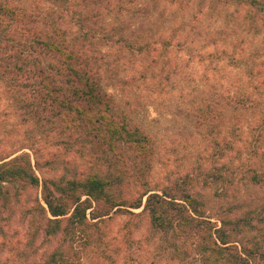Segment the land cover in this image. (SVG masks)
Segmentation results:
<instances>
[{"label": "rangeland", "instance_id": "374dc122", "mask_svg": "<svg viewBox=\"0 0 264 264\" xmlns=\"http://www.w3.org/2000/svg\"><path fill=\"white\" fill-rule=\"evenodd\" d=\"M3 1L25 8L34 3ZM63 5L73 34L80 16L89 44L109 53L102 65H110L102 77L104 90L153 138L155 156L144 174L150 190L196 177L206 216L216 221L231 209L237 219L254 216V226L239 230L237 241L264 247V188L247 181L221 185L208 177L220 171L239 180L247 167L264 168V26L251 30L247 9L209 0H68ZM13 88L0 76V162L26 155L41 179L84 173L85 151L64 146L56 124L29 118ZM205 177L212 184L204 186ZM142 190L134 187L132 196ZM5 215L0 213V264H29L48 251L41 237L27 238L19 216ZM129 219L118 214L97 223L99 234L81 264H176L160 254L144 228L132 232L128 242ZM134 226L141 223L133 218Z\"/></svg>", "mask_w": 264, "mask_h": 264}, {"label": "trees", "instance_id": "16d2710c", "mask_svg": "<svg viewBox=\"0 0 264 264\" xmlns=\"http://www.w3.org/2000/svg\"><path fill=\"white\" fill-rule=\"evenodd\" d=\"M209 1L247 9L251 30L264 26V0ZM33 2L25 8L0 0V76L14 83L29 118L56 124L62 144H75L86 158L84 173L67 179H41L26 155L0 162V213L11 220L19 216L27 238L41 237L47 244L48 251L29 264H81L99 234L97 223L118 214L130 216L128 242L132 232L144 228L170 262L264 264V247L252 249L237 241L239 230L253 227L255 217L237 219L231 209L212 221L206 202L196 195L200 179L186 176L160 191L150 190L144 174L155 156L154 141L104 90L102 77L110 65H102L109 53L89 44L80 16L73 34L62 8L68 0H42L47 10L40 0ZM58 7L62 13L55 12ZM242 176L238 180L212 171L208 177L221 185L247 181L264 188V168L247 167ZM206 184H212L207 177ZM134 187L143 189L137 197ZM133 218L140 227L131 229Z\"/></svg>", "mask_w": 264, "mask_h": 264}]
</instances>
